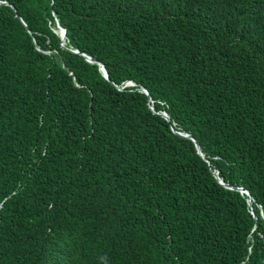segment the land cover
<instances>
[{
  "label": "trees",
  "instance_id": "obj_1",
  "mask_svg": "<svg viewBox=\"0 0 264 264\" xmlns=\"http://www.w3.org/2000/svg\"><path fill=\"white\" fill-rule=\"evenodd\" d=\"M261 212L264 0H0V264H264Z\"/></svg>",
  "mask_w": 264,
  "mask_h": 264
},
{
  "label": "water",
  "instance_id": "obj_2",
  "mask_svg": "<svg viewBox=\"0 0 264 264\" xmlns=\"http://www.w3.org/2000/svg\"><path fill=\"white\" fill-rule=\"evenodd\" d=\"M3 2L6 3L5 1H3ZM14 10L16 11L15 8H14ZM16 15H18V16L20 17V19L24 22L23 18L18 14L17 11H16ZM57 25H58V30H59L60 35H61V38H62L61 45H62L64 48H67V47L64 45V41H65V37H66V29H65L64 27H62V26L58 23V20H57ZM59 27H60V28H59ZM73 51L79 52L78 49H73ZM80 53H81L83 56H85L86 60L91 61V62H97L98 65H99V68H100V70H101V72H102V74L104 75V77H105V78H109L107 68H106L105 64H104L102 61L95 59L93 56H91V55H89V54H87V53H85V52H80ZM128 81H130V82H131L132 84H134V85L136 84V82L133 81V80H128ZM136 85H137V84H136ZM139 88H140L141 91L145 92V93L148 95V98H151V97H150V94H149V92H148V90H147L144 86H140ZM150 100H151V99H150ZM162 115H163L165 118H167V119L169 118V115L167 114L166 111H165V112H162ZM175 131H176L177 133H180V134H182V135H185V136L191 138V139L194 141V143H195V145H196V147H197V151H198V153H200L201 155H204L200 143L198 142V140H197V139H196L191 133H189V132H183V131H178V130H175ZM213 173H214V176L219 180V182H220L221 184H223L224 186L229 187V188H235V189L240 190L241 192H245V193L248 195L249 200L252 198V195L249 193V191H248L247 189H244L242 186H232V185H230V184L225 183V182L223 181V179L218 175V171H217V170H213Z\"/></svg>",
  "mask_w": 264,
  "mask_h": 264
},
{
  "label": "clouds",
  "instance_id": "obj_3",
  "mask_svg": "<svg viewBox=\"0 0 264 264\" xmlns=\"http://www.w3.org/2000/svg\"><path fill=\"white\" fill-rule=\"evenodd\" d=\"M3 2V1H2ZM4 3V2H3ZM57 27H58V25H57ZM57 31H58V29H57ZM58 33L60 34V32L58 31ZM61 36V35H60ZM64 45H65V41H64ZM66 46V45H65ZM70 48V47H69ZM72 51H73V49L72 48H70ZM73 52H76V51H73ZM130 80V79H129ZM127 85H134V84H132L130 81H128V80H126L125 82H124V85L123 86H127ZM136 85V84H135ZM122 86V87H123ZM151 108H152V106H150ZM152 109H154V108H152ZM162 112H165V111H162ZM162 112H161V114H162ZM252 199V198H251ZM250 199V200H251ZM248 200H249V198H248ZM249 200V201H250ZM261 214H262V216L264 217V214L261 212Z\"/></svg>",
  "mask_w": 264,
  "mask_h": 264
},
{
  "label": "rangeland",
  "instance_id": "obj_4",
  "mask_svg": "<svg viewBox=\"0 0 264 264\" xmlns=\"http://www.w3.org/2000/svg\"><path fill=\"white\" fill-rule=\"evenodd\" d=\"M59 31V30H58ZM152 108H153V106H152ZM154 110V109H153Z\"/></svg>",
  "mask_w": 264,
  "mask_h": 264
},
{
  "label": "built area",
  "instance_id": "obj_5",
  "mask_svg": "<svg viewBox=\"0 0 264 264\" xmlns=\"http://www.w3.org/2000/svg\"><path fill=\"white\" fill-rule=\"evenodd\" d=\"M60 28V27H59Z\"/></svg>",
  "mask_w": 264,
  "mask_h": 264
}]
</instances>
